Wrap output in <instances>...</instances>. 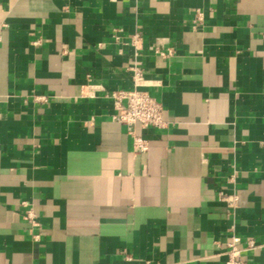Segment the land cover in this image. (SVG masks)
Returning <instances> with one entry per match:
<instances>
[{"label": "crops", "instance_id": "crops-1", "mask_svg": "<svg viewBox=\"0 0 264 264\" xmlns=\"http://www.w3.org/2000/svg\"><path fill=\"white\" fill-rule=\"evenodd\" d=\"M135 31L143 152L106 96ZM232 235L264 264V0H0V264H224Z\"/></svg>", "mask_w": 264, "mask_h": 264}, {"label": "built area", "instance_id": "built-area-1", "mask_svg": "<svg viewBox=\"0 0 264 264\" xmlns=\"http://www.w3.org/2000/svg\"><path fill=\"white\" fill-rule=\"evenodd\" d=\"M142 37L140 32L135 31L129 36V43L133 47V58L127 64V69L131 72L133 87L130 89H114L107 93V97L111 99L114 113L112 118L120 123L125 124L132 136L133 149L138 152L146 151L148 148L147 140L133 130V126L138 124L142 131H150L156 128H162L166 122L163 116V106L154 96L147 90L150 86H157L158 81L148 80L145 78L144 71L139 65L138 56L141 49ZM159 56L165 57L171 53V50L163 51L160 48L153 49ZM237 170H233L228 174L226 181L230 184L235 183ZM219 198L226 204L227 208L234 212L238 207V193L236 190L232 192H224L218 189ZM27 218L33 222V214L27 212ZM37 237V236H35ZM255 243L249 239L244 245L238 236L232 235L226 242V259L224 264H244L243 252L253 249Z\"/></svg>", "mask_w": 264, "mask_h": 264}]
</instances>
